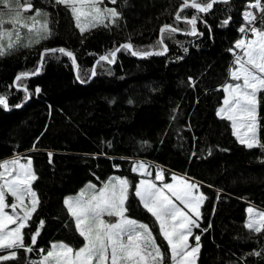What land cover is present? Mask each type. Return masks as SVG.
Listing matches in <instances>:
<instances>
[{"label":"trees","instance_id":"1","mask_svg":"<svg viewBox=\"0 0 264 264\" xmlns=\"http://www.w3.org/2000/svg\"><path fill=\"white\" fill-rule=\"evenodd\" d=\"M32 2V11L48 13L52 34L0 58V95L9 105V110L0 106V161L24 154L38 178L33 188L40 205L30 228L24 230L26 244L39 221L45 223L33 251H20L18 262L6 264L40 260L39 250L47 251L55 241L81 246L83 238L74 231L63 200L113 173L131 179L127 214L147 223L168 254L154 218L134 195L139 176L131 169L136 159L160 165L166 180L176 172L201 185L207 199L201 207L200 228L192 236L193 240L201 236L197 264H264V234L242 227L248 204L264 208V150L241 145L231 122L216 115L234 61L230 49L244 35L239 31L245 26L242 13L255 0L215 4L210 13L201 14L197 29L203 35L196 36L186 34L190 26L183 20H175L181 0H127V6L118 0L110 6L122 12L119 26L98 27L83 36L63 5L55 0ZM260 3L264 5V0ZM254 12L259 20L260 12ZM192 14L191 9L182 13L189 18ZM165 24L182 31L165 37L164 55L141 58L121 52L114 64H96L100 55L127 42L137 49L158 50L159 29ZM255 26L259 28V22ZM30 38L36 39L24 36L21 43ZM61 47L74 53L84 83L76 79L71 59L57 53L59 59L46 57L40 73L16 87L15 76L39 67L44 49ZM93 68L97 74L89 78ZM24 86L30 93L27 102ZM18 103L23 106L16 108ZM257 119L258 138L264 143V92L258 94ZM252 252L262 254L248 255Z\"/></svg>","mask_w":264,"mask_h":264},{"label":"snow or ice","instance_id":"2","mask_svg":"<svg viewBox=\"0 0 264 264\" xmlns=\"http://www.w3.org/2000/svg\"><path fill=\"white\" fill-rule=\"evenodd\" d=\"M109 2L115 5L118 0H109ZM229 2L230 0H181L175 13V20L177 22L183 20L190 26L186 34L203 35L197 29L198 21L203 20L201 14L210 13L215 4ZM55 3L70 10L75 28L82 36L98 27L106 29L112 26L118 27L122 19V12L116 7H101L104 0H55ZM123 4L127 6V0H123ZM245 7L249 10L242 13L245 26L239 31L245 36L251 35L252 38L238 39L234 48L230 49L235 54L233 66L229 70V78L234 83L223 86V91L227 95L216 115L231 122L232 134L241 145L248 149L264 150V143L260 142L257 132L258 94L264 92V5L260 0H255V3H248ZM188 9L194 10L190 18L182 15ZM251 9L260 12L259 20ZM4 10H7L11 18L8 20L0 18V29L4 24H9L13 26V31L0 30V58L11 55L20 47L31 48L51 36L47 12L36 9L32 16L22 15V12L33 10L32 0H23V3H20V0H0V17L5 15ZM41 15L44 16L42 23L37 20ZM82 17L87 23H82ZM229 21L230 17L222 23L228 25ZM203 22L206 24V21ZM257 22L260 24L259 28L255 26ZM37 23H40L39 28L35 27ZM17 24L26 28L30 36L34 33L37 38H30L27 43L22 44L19 31L15 28ZM208 28L211 31L210 26ZM179 31L182 30L165 24L159 29L160 39L156 41L157 46H160L158 50L137 49L131 42H127L100 55L96 64L99 65L101 62L114 64L117 61V54L121 52L141 58L164 55L168 51L167 45L164 44L165 37L172 38ZM5 37H8L6 44ZM237 49L240 50L238 54ZM184 51L186 52L187 49ZM57 53L71 59L72 65L77 68L76 79L84 83L74 53L61 47L44 49L40 53L39 67L32 72H21L15 76L16 87L18 89L21 87L20 81L38 75L46 57L56 56L59 59ZM96 74L93 68L89 78ZM23 91L25 93L23 100L27 102L30 93L26 86L23 87ZM40 91L39 87L35 89V93ZM0 106L4 110H9L7 97L4 95H0ZM22 106V103L15 105L16 108ZM108 147H111L110 143ZM48 155L51 157L52 153ZM20 159L16 157L10 161L0 162L2 169L0 170V253H7L0 254V264L18 262L21 259L18 256L20 251L31 253L45 223L43 220L39 221L36 231L29 233L30 243L26 244L24 230L30 228L29 221L37 212L40 199L33 188V182L38 178L32 169V161L29 158L26 163H21ZM148 167L146 162L136 161L132 164L131 170L142 175H151L147 171ZM162 180L163 171L157 170L155 181ZM173 180H178L179 184L164 183L158 187L153 180L141 179L134 187V195L138 198L139 204L151 214L158 225L159 235L166 242L168 254L161 250L147 223L138 222L128 216L129 193L133 186L127 178L110 177L99 189L95 184L89 183L77 196H69L63 200L67 213L74 221V231L83 238V246L74 249L64 242L53 243L46 254L44 249L39 250L42 259L28 261V264H165L166 255L170 264H196L201 248V236H194V246L189 243V237L194 235V229L200 228L201 207L207 197L199 192L198 183L176 176H173ZM8 194L14 198V202L10 205L6 202ZM8 208L11 209V214L6 211ZM247 212L248 219L242 227H245L249 233L264 234V212L255 211L252 207H249ZM105 216L115 219L106 220ZM210 227L211 223H209ZM202 231L206 232L208 229ZM261 254V252H252L248 255Z\"/></svg>","mask_w":264,"mask_h":264},{"label":"rangeland","instance_id":"3","mask_svg":"<svg viewBox=\"0 0 264 264\" xmlns=\"http://www.w3.org/2000/svg\"><path fill=\"white\" fill-rule=\"evenodd\" d=\"M21 3H23V1L21 2ZM105 6H107V7H112V6H110V2H109V0H104V4L103 5H101V7L103 8V7H105ZM34 10H36V9H34ZM40 10H42V9H40ZM87 10V9H86ZM253 12H254V9H251ZM5 11V15L3 16V17H0V18H2V19H4V20H8V19H10L11 18V16L9 15V14H7V10H4ZM34 12L35 11H28V12H22V15L23 16H25V17H29V16H32L33 14H34ZM42 12H46L45 10H42ZM254 14H255V12H254ZM12 15H14V13L12 14ZM90 19V18H89ZM37 20L40 22V23H42L43 22V20H44V16L43 15H41L40 17H38L37 18ZM81 20H82V23H87V20L84 18V17H82L81 18ZM40 23H37V24H35V27L36 28H39L40 27ZM15 28H16V30H18L19 31V34H20V36H21V38H24V36L26 37V36H30V34H29V32H28V30L26 29V28H23V27H21L19 24H17L16 26H15ZM0 30H6V31H13V26L12 25H9V24H4L3 25V28L2 29H0ZM34 37V38H37L35 35H34V33L33 34H31V37ZM241 38H246V39H251L252 37H251V35H248V36H245V34L241 37ZM240 38V39H241ZM12 39L14 40L15 39V33L13 34V36H12ZM7 40H8V37H5L4 38V43L6 44L7 43ZM236 53L238 54V53H240V50H236ZM234 59H235V56H234ZM234 62V61H233ZM233 66V65H232ZM228 83H234V81H231L230 80V78L228 79V81L226 82V84H228ZM227 95V93L225 92V96ZM224 101V100H223ZM223 106V104L220 106V107H222ZM219 107V108H220ZM241 131H243V130H241ZM257 132H258V129H257ZM16 157H20L21 159H20V162L21 163H26L27 162V160L29 159L28 157H26V155H24V154H15V155H13L12 157H9V158H6V159H4V160H2V161H0V162H4V161H10L11 159H13V158H16ZM136 161H143V162H146L148 165H149V167H148V169H147V171L148 172H150L151 173V175H146V174H140V173H138V172H135L136 174H138V176H139V180H138V183L140 182V180L141 179H146V180H153L156 184H157V186L159 187V186H162L164 183H174V184H176V185H178L179 184V181L177 180V181H174L173 180V176H176V177H178V178H187V179H189L191 182H196V183H198L196 180H194V179H192V178H189V177H187L186 175H184V174H181V173H176V172H174V173H172L171 174V178H170V180H166L165 179V172H164V169L160 166V165H157V164H154V163H152V162H150V161H148V160H144V159H136V160H134L133 161V163L134 162H136ZM33 169V168H32ZM0 170H2V169H0ZM157 170H162L163 171V180L162 181H155V175H156V172H157ZM110 177H121V178H127V180L130 182V184H131V179L128 177V176H125V175H121V174H118V173H113L112 175H110L107 179H105V180H103L101 183H92L91 182V184H95L96 185V188L97 189H99V188H101L102 186H103V184L104 183H106L108 180H109V178ZM137 183V184H138ZM89 184V183H88ZM88 184H86V185H88ZM136 184V185H137ZM199 184V183H198ZM86 185L83 187V188H81V189H84L85 187H86ZM200 185V184H199ZM81 189L79 190V192H77L76 194H74V195H71L72 197H75V196H77L79 193H80V191H81ZM131 190V189H130ZM199 192H202L205 196H206V194H205V192L203 191V189H202V187H201V185H200V187H199ZM130 194V193H129ZM207 197V196H206ZM206 201V200H205ZM205 201H204V203H205ZM6 202L10 205V204H12L13 202H14V198H12L11 196H10V194H8V195H6ZM27 202V201H26ZM177 203L179 204V202L177 201ZM203 203V204H204ZM249 207H252L255 211H260V212H264V208H262V207H260V206H257V205H254V204H248V206L246 207V211H247V209L249 208ZM6 211H8L9 212V214H11V209L10 208H8V209H6ZM18 211H19V209H18ZM247 215H248V212H247ZM129 216V215H128ZM130 217V216H129ZM106 220H109V219H111V220H114L115 218H109V217H107V216H105L104 217ZM130 218H132V217H130ZM132 219H135V218H132ZM135 220H137V219H135ZM138 222H142V221H139V220H137ZM142 223H145V222H142ZM10 227H15V225H10ZM194 231V230H193ZM154 235V234H153ZM60 241H58V242H53V243H59ZM157 242V241H156ZM52 243V244H53ZM189 243L191 244V245H195V239L193 240L192 239V237H189ZM84 244V243H83ZM83 244L81 245V246H79V247H73V246H71V247H73L74 249H78V248H80V247H82L83 246ZM158 244V243H157ZM69 245V244H68ZM49 249H50V247H49ZM48 249V250H49ZM46 252L47 251H45L44 252V254H46ZM0 254H7L6 252L5 253H0ZM41 259H42V257H41ZM165 264H170V262L169 261H167V259H166V257H165ZM196 264H197V260H196Z\"/></svg>","mask_w":264,"mask_h":264}]
</instances>
